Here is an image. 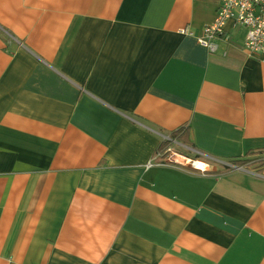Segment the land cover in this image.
Listing matches in <instances>:
<instances>
[{"label": "crops", "instance_id": "obj_1", "mask_svg": "<svg viewBox=\"0 0 264 264\" xmlns=\"http://www.w3.org/2000/svg\"><path fill=\"white\" fill-rule=\"evenodd\" d=\"M220 3L0 0V264H264V55L199 42Z\"/></svg>", "mask_w": 264, "mask_h": 264}, {"label": "built area", "instance_id": "obj_2", "mask_svg": "<svg viewBox=\"0 0 264 264\" xmlns=\"http://www.w3.org/2000/svg\"><path fill=\"white\" fill-rule=\"evenodd\" d=\"M231 19L247 30L245 47L249 53L264 55V0H221L214 21L203 28L198 37L199 42L210 52H215L218 49V39L224 37L226 25ZM181 31L189 32L185 28ZM160 155L159 152L156 156ZM168 159L173 163L200 166L199 161L174 151L170 152ZM154 162L166 164L163 161Z\"/></svg>", "mask_w": 264, "mask_h": 264}, {"label": "trees", "instance_id": "obj_3", "mask_svg": "<svg viewBox=\"0 0 264 264\" xmlns=\"http://www.w3.org/2000/svg\"><path fill=\"white\" fill-rule=\"evenodd\" d=\"M169 142V140H165V141H163L162 142V146H164L165 144H167ZM253 152V151H252ZM245 161H242V160H238V161H236V164H243Z\"/></svg>", "mask_w": 264, "mask_h": 264}, {"label": "rangeland", "instance_id": "obj_4", "mask_svg": "<svg viewBox=\"0 0 264 264\" xmlns=\"http://www.w3.org/2000/svg\"><path fill=\"white\" fill-rule=\"evenodd\" d=\"M166 148L163 149V151H165Z\"/></svg>", "mask_w": 264, "mask_h": 264}]
</instances>
